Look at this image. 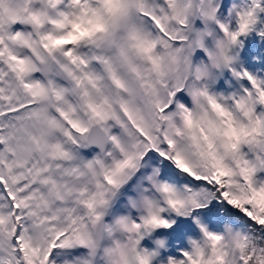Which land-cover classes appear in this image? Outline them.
<instances>
[{"label": "snow or ice", "instance_id": "snow-or-ice-1", "mask_svg": "<svg viewBox=\"0 0 264 264\" xmlns=\"http://www.w3.org/2000/svg\"><path fill=\"white\" fill-rule=\"evenodd\" d=\"M0 264H264V0H0Z\"/></svg>", "mask_w": 264, "mask_h": 264}]
</instances>
